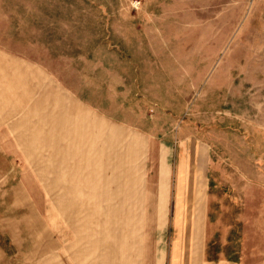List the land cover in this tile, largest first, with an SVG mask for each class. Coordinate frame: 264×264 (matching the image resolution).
<instances>
[{"label":"rangeland","instance_id":"1","mask_svg":"<svg viewBox=\"0 0 264 264\" xmlns=\"http://www.w3.org/2000/svg\"><path fill=\"white\" fill-rule=\"evenodd\" d=\"M0 52L40 72L80 114L116 127L124 185L142 180L141 205L153 203L154 190L157 203L164 166L165 226L147 230L157 212L141 208L134 264H154L157 248L164 264H174L175 225H192L194 216L181 207L192 204L183 189L176 197L175 183L178 175L193 177L195 165L177 168L201 151L203 201L220 242L208 251L236 264H264V0H0ZM83 124L54 103L14 134L0 132V192L3 181L19 183L43 226L41 237L28 238L0 203V264H73L68 242L72 256L85 214L57 211L35 167H67L72 147L88 140ZM30 189L41 194V206ZM127 192L124 204L138 205ZM92 247L79 262L75 240L74 264H98L88 260L97 253ZM180 259L175 264H194L190 255Z\"/></svg>","mask_w":264,"mask_h":264},{"label":"crops","instance_id":"2","mask_svg":"<svg viewBox=\"0 0 264 264\" xmlns=\"http://www.w3.org/2000/svg\"><path fill=\"white\" fill-rule=\"evenodd\" d=\"M54 103L62 104L69 118L72 117L84 123L85 135L88 140L87 142H78L72 147L75 156L67 162V167H61L62 170L58 171L54 168L55 162H44V169L41 166L40 169L38 166L35 167V176L41 183V191L46 197H52L50 200L56 204L57 211L85 214L78 227L80 237L74 238L77 240V261L85 263L87 261L86 253L93 246L92 249L97 253L94 258L88 259L91 260V263L92 260H97L98 264H107L109 260L110 264H134L137 255L135 248L136 229H138L137 215L141 208L146 213L157 212L155 220L151 219L147 222L145 227L147 230H153L155 225L157 229H164L165 226L164 216L168 188L167 172L164 166L159 174L161 184L158 187L157 203H154L153 185V203L141 205L136 187L140 183L142 184V180L140 181L136 176L135 182L133 183L131 179L132 184L130 183L128 186L127 178L124 185L122 172L125 162L121 156L122 144L116 134V127L104 123L92 114H80L79 109H73V102L68 96L63 95L59 88L54 87L50 81L45 82L40 72L25 61L0 52L1 133L14 134L28 116L44 111L46 106ZM13 137L18 144L15 135ZM128 148L132 158L136 154L135 147L129 146ZM186 159L179 162L177 171L180 173L185 165L194 164V176L183 180L178 175L175 194L176 197H181L180 190L183 189L182 191L187 192L185 197L188 196V199H185V202L192 205L181 207L194 213V216L192 225L189 222L187 224L177 221L175 238L171 244V260L175 264L182 256L184 259L190 255L194 264H236L226 256H221L217 251L215 253L208 251L209 244L218 245L220 242L217 235L213 236L214 229H217L216 222H208L209 208L203 201L205 155L201 151L193 153ZM1 184L4 186L3 191L0 192L1 205L12 210L11 214L15 216L14 219L20 220L27 237L30 233L35 239L41 237L38 230L43 227L42 223L36 217V210L28 202L23 188L19 183L14 185L15 183L7 184L3 181ZM126 189L128 192H132H127L128 195L137 197L138 205L124 204L123 198ZM30 190L34 198L33 204L41 206V200H39L41 194L36 189ZM26 214L30 217L24 220ZM16 221L19 223L18 220ZM86 221H92L91 224H93L90 226L93 229L88 238L86 236ZM189 227H192L193 233L189 231ZM247 229L249 230V227ZM209 231L211 235H209ZM20 232L22 233V231ZM75 240L73 241L72 256L71 241L68 242V257L70 261L73 257V264L76 259ZM159 245L160 243L157 242V246ZM108 246L111 254H108ZM150 246L148 241L147 248ZM157 249L154 264H164V252L162 249Z\"/></svg>","mask_w":264,"mask_h":264}]
</instances>
